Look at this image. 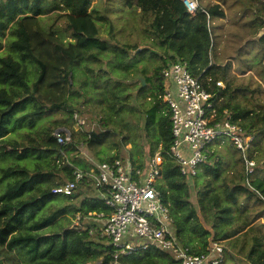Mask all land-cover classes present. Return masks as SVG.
I'll use <instances>...</instances> for the list:
<instances>
[{
    "label": "trees",
    "instance_id": "16d2710c",
    "mask_svg": "<svg viewBox=\"0 0 264 264\" xmlns=\"http://www.w3.org/2000/svg\"><path fill=\"white\" fill-rule=\"evenodd\" d=\"M122 1L127 11L147 21L142 31L158 51L120 44L113 35L91 34L93 18L109 19L92 5L93 0H0V158L20 160L30 152L56 155L47 166L0 167V264H107L112 247L99 235L101 224L91 218L99 219L100 213L107 216L111 208L97 189L90 193L84 180L71 195L52 190L73 180L75 168L92 167L91 162L86 166L66 157V152H75L80 145L94 153L98 162L128 157L133 166L141 167L144 153L138 128L127 118L136 120L138 109L149 150L169 149L173 137L169 106L161 98L168 85L162 70L178 60L186 62L189 72L214 94L218 115L227 110L230 121L253 137L247 156L255 165L246 175L236 148L238 157L219 155L209 161L212 156L206 154L191 182L163 152L156 188L169 210L175 238L199 254L212 237L226 243L225 255L264 264V208L260 207L264 204V102L260 98L264 53L257 73L260 81L234 84L230 64H216L212 56L211 21L226 16L220 3L199 6L190 13L182 0ZM49 12L74 19V24L67 23L68 38L75 42L68 52L65 38L39 23ZM149 52L153 61L160 58L162 63L150 73L143 67L132 76L131 70ZM218 81L224 86L217 87ZM47 110L66 112L74 122L87 116L95 126L76 137L66 121L55 120L40 135L31 132L23 141L8 138L18 125L31 127ZM59 128L67 129L71 138L63 145L53 134ZM103 146L111 150L105 157L99 155ZM198 177L203 181L196 187ZM60 195L62 203H57ZM77 216L78 224L71 226ZM121 259L123 264L172 261L171 255L154 246Z\"/></svg>",
    "mask_w": 264,
    "mask_h": 264
},
{
    "label": "built area",
    "instance_id": "2783aa9c",
    "mask_svg": "<svg viewBox=\"0 0 264 264\" xmlns=\"http://www.w3.org/2000/svg\"><path fill=\"white\" fill-rule=\"evenodd\" d=\"M182 2L190 13L199 7L198 0ZM162 74L168 81L161 98L170 111L173 142L169 149L149 150L141 167L133 166L128 157L112 162H91L89 170L75 168L73 180L52 191L71 195L84 180L97 189L99 197L111 208L109 215H97L101 220L99 235L112 247L107 264H123L122 256L150 246L170 253L172 261L166 264H222L225 246L212 237L205 252L199 254L177 242L169 210L156 188L163 152L174 159L180 172L192 182L198 165L206 159L207 146L226 137L240 151L245 173L249 175L255 165L247 156L253 137L245 135L237 123L230 121L227 110H223L222 116L218 115L212 100L214 94L189 72L186 62L175 61L163 68ZM216 86L223 87V84L218 81ZM53 134L61 145L71 140L70 134L60 129ZM75 219L78 224L79 216Z\"/></svg>",
    "mask_w": 264,
    "mask_h": 264
},
{
    "label": "rangeland",
    "instance_id": "374dc122",
    "mask_svg": "<svg viewBox=\"0 0 264 264\" xmlns=\"http://www.w3.org/2000/svg\"><path fill=\"white\" fill-rule=\"evenodd\" d=\"M204 2L205 4L221 2L226 14L223 19L217 18L211 21L212 44L214 45L212 56L214 62L220 65L230 64L231 67L229 68V73L234 77V84H246L258 80L260 81L257 73H260L262 70L261 60L264 53V25L262 29H259V26L264 24L263 0H204ZM92 5L109 19L107 22H101L93 18L91 22L95 27V32L91 34H97L106 38H110L113 35L120 44H136L139 47L149 46L150 51H158V49L151 44L150 36L142 31L143 28L146 27L147 21L143 20L137 13L132 14L127 11L122 0H93ZM73 20L74 19L71 20L69 16H66L65 13L49 12L41 16L39 23L43 29H48L51 32L55 31L58 36L65 38L63 39V44L66 48L65 52H68L69 46L75 44L72 39L68 38L70 31L67 30V23L70 22V24H74ZM76 28H74V30ZM262 30V36L259 39H256L257 35ZM0 54H2V52ZM12 54L14 58L17 60L19 59V55L16 52H13ZM161 63L162 60L160 58H156L153 61L150 58L149 52L137 62V69L131 70V73H133L132 76L138 74L139 69L143 67H147V70L150 73L155 66ZM32 78L33 77L31 76L29 79L31 80ZM221 82L224 86V82ZM134 92L135 91H131L129 94H134ZM260 98L264 102V94L260 96ZM138 111L139 113L136 120L131 116H128L127 118L131 124L136 125L138 128L140 144L142 152L144 153V160H146V156L148 157L149 153V147L146 138L142 134L144 128L142 124V111L140 109H138ZM55 120L66 121V125H69V127L76 132V137L81 135L82 130H88L95 126V123L87 116L79 117V119L74 122V120L68 118L66 112L47 110L42 116L35 119V122L31 127L26 126L25 124L18 125L15 130H12L9 133L8 138L23 141L27 134L31 132L40 135L41 132ZM215 141L205 149V154L212 156L209 161H212L214 156L219 155L226 158L238 157L239 152L235 149L234 145L228 141V138L220 137L218 141ZM99 150V155L101 157H105L111 153V150L106 146L101 147ZM65 154L68 159H74L81 165L87 166L90 162H98L95 158V154L89 153L82 145L79 146L77 151L66 152ZM55 156V153L30 152L20 160H16L11 156L3 157L0 158V167L4 168L19 164L21 166H26L29 169H33L37 164L47 166L48 161H51ZM195 181L197 183L196 187H199V185L202 184L203 178L198 177ZM3 184L4 183H2L1 188ZM87 184L84 188L89 189V192L93 193L95 190L93 185H91L90 182ZM62 198L61 195L57 196L55 201L57 203H62ZM260 207L264 208V204ZM91 219L101 224L100 219H97L96 217ZM61 221H63V218ZM88 221L89 222L87 223L90 225L91 221ZM76 225V219L74 218L71 226ZM104 242L107 243L105 240ZM223 245L226 246V243L223 242ZM166 253L170 255L169 252ZM242 258L236 257L233 259L226 254L222 264H248V262L242 260Z\"/></svg>",
    "mask_w": 264,
    "mask_h": 264
},
{
    "label": "water",
    "instance_id": "95a60500",
    "mask_svg": "<svg viewBox=\"0 0 264 264\" xmlns=\"http://www.w3.org/2000/svg\"><path fill=\"white\" fill-rule=\"evenodd\" d=\"M263 34V30L259 32V34L257 35V38L256 39H259ZM141 82H142V85L145 84V79L144 78H141ZM61 131H64L66 132L67 134H69V131L65 128H60Z\"/></svg>",
    "mask_w": 264,
    "mask_h": 264
},
{
    "label": "crops",
    "instance_id": "0c3cea01",
    "mask_svg": "<svg viewBox=\"0 0 264 264\" xmlns=\"http://www.w3.org/2000/svg\"><path fill=\"white\" fill-rule=\"evenodd\" d=\"M263 2H264V0H263ZM215 3H220L221 4V2H215ZM198 4H199V6H207V5H209V4H205L204 0H198ZM211 4H213V3H211ZM221 6L223 8L222 4H221ZM262 28L263 27H261L260 29H262Z\"/></svg>",
    "mask_w": 264,
    "mask_h": 264
}]
</instances>
